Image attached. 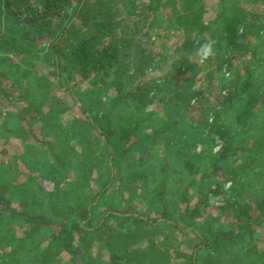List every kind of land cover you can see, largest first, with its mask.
Instances as JSON below:
<instances>
[{"label":"trees","instance_id":"trees-1","mask_svg":"<svg viewBox=\"0 0 264 264\" xmlns=\"http://www.w3.org/2000/svg\"><path fill=\"white\" fill-rule=\"evenodd\" d=\"M201 2L0 0V132L11 130L19 140L32 134L39 142L40 131L33 125L43 124L42 118L48 116L53 123L45 132L54 131L55 144L43 150L57 162L39 181L30 174L18 184L17 170L6 182L0 181V227L5 221L9 232L0 237V264H54L56 253H65L68 264H76V259L86 264L91 257L86 249L95 241L109 264H222L221 258L238 246L264 264V247L257 245L264 240L258 239L256 230L264 228V172L255 171L264 166V0H218L209 23ZM160 12L169 14L167 21L161 20ZM171 30H183L188 43L166 78H152L149 71L159 64L163 52V48L154 52L152 40L156 35L163 44ZM209 39L215 41L216 55L198 65L194 50ZM242 55L249 56L242 71L220 78L216 97L198 96V91L190 94L191 75L202 70L204 80L210 82L216 68L220 70L227 60L231 65ZM156 97H167L169 115H182L191 101L190 111L196 109L197 118H160L149 133L138 137L137 130L154 121L156 112H145ZM252 117L260 122L253 127L262 128L255 131L252 145L238 161V134L251 127ZM11 124L15 129H9ZM18 129L27 135L18 136ZM63 135L77 140L84 154L80 168L85 172L73 204L61 203L57 194L63 177L56 172L62 160L54 146L59 147L57 139ZM195 143L219 145L218 153L208 156V166L193 163L203 155L192 153ZM100 148L111 154V177L103 174ZM156 148L165 156L154 165ZM129 155L136 158L122 171L121 161ZM188 176V184L198 189L194 205L198 206L182 215L185 221L197 222L189 232L167 210ZM212 177L214 189L208 186ZM45 178L52 179V190L42 186ZM148 182L156 184L155 198L163 206L152 219L140 217L130 201L134 191L140 192ZM226 184V203L213 216L206 212L207 197L200 199V193L207 187L209 194H219ZM20 188L27 196L14 200L19 198L13 197L14 191ZM103 188L106 191L100 193ZM32 195L39 202L51 200V219L30 206ZM99 205L109 210L96 217L93 213ZM223 213L230 222L222 220ZM87 219L90 227L82 228ZM156 221L166 223L148 227ZM10 222L18 223L15 229H23L24 237L7 228ZM246 240L250 248L243 245Z\"/></svg>","mask_w":264,"mask_h":264},{"label":"rangeland","instance_id":"rangeland-1","mask_svg":"<svg viewBox=\"0 0 264 264\" xmlns=\"http://www.w3.org/2000/svg\"><path fill=\"white\" fill-rule=\"evenodd\" d=\"M204 8L206 9L205 12V23H209V21L215 16L216 9L218 7V0H201ZM162 15H160L161 20L167 21L168 19V13L167 12H160ZM204 31L205 35H208V31ZM170 38H164V40L161 41L154 36L155 39L152 40L153 42V50L154 52H160L163 48V52L158 59L159 64L155 68H153L151 71H149V76H153L152 78L163 80L166 78V75L169 72V66L172 65L175 60L180 56V54L184 51V47L187 45L188 41L185 40V33L183 30L181 31H170L169 32ZM221 49V48H220ZM224 50V49H223ZM225 51V50H224ZM226 52V51H225ZM249 59V56H240L238 59H232L230 61L231 65L228 63L227 60L220 68H216L215 77L209 82L207 80H204V71L197 72L196 74H193V76H190L189 79V92L190 94H193L198 91V96H201V94L209 95V97H216L218 95V92L220 90V86L218 85L220 78H228L233 72H241L242 66L244 65L245 61ZM193 61H197L195 58ZM198 65H201L198 61L196 62ZM168 67V68H167ZM201 68V67H200ZM168 69V70H167ZM188 75V74H187ZM225 92V91H223ZM170 94V93H168ZM197 96H194L191 101L196 100ZM167 97H164L163 99H160L159 97H156V99L153 101V103L148 107V109L145 112V115L149 112H156L154 115V121L143 124L139 130H137L138 137H143L145 134L149 133L151 131V125H153L158 119L162 118L163 120L174 118V116L183 118H197V111L196 109H193L190 111L191 107V101L189 104L185 105V111L182 113V115L178 114H171L169 115L171 111V107L165 108V103L168 102ZM255 116V115H254ZM65 119V116H64ZM63 118H61L62 121H64ZM264 122V120H261ZM51 119L48 116H44L42 118L41 125L34 124L35 130L40 131L39 132V142H35L32 138V134H25L23 130L18 129V136H25L22 138V140H19L17 135L13 133L11 130L9 131H2L0 132V181L6 182V179L11 177L15 170L18 171V184L24 183L22 182L24 179H27L28 176L31 174L34 177L38 178V181L42 178L41 176H45V174H49L52 171V168L55 165H57V162L55 161L54 157L49 155L46 151L43 149H47L49 143L55 144V136L54 131H48L45 132L47 129H49L51 122ZM251 127L247 126L246 128L239 131L238 138H237V152H236V158L238 161H241L243 159V155L246 154L247 149L252 145L253 138L255 135V131L262 128L261 126L253 127L254 125L260 124V122H255V119H251ZM195 123V122H194ZM60 129H63L61 125H63L61 122H58L57 124ZM253 127V128H252ZM9 129H15V125L11 124L9 125ZM27 133V132H26ZM25 134V135H24ZM134 137V136H133ZM59 142V147H55V150L57 153L60 154V159L62 160V163L59 166L58 172H56V175H59L60 177H63L61 179V185L60 189L58 191V195H60V202L67 204L68 202L70 204H73L72 200L75 197V195L78 192V183L81 180V175L85 171L82 170L81 163L84 160V154L81 153L82 145L77 142L75 139H70L67 137V135H63L60 138L57 139ZM26 144L33 145V148H30ZM47 147V148H46ZM219 145L218 144H210L202 145L200 143H195L193 147L191 148L192 153L194 155H199L200 153H203L201 157H197V160L193 163L196 165H203L208 166V156L214 155L218 153L219 151ZM102 149V153L104 155L105 161L101 165L103 171V174L105 177L109 176L111 177L112 172L114 171V167L112 164V161L110 159L111 154L106 150L105 148ZM155 155V159H151L152 162L155 165V161L159 158H163L165 155L162 151H159L158 148H156V151L153 153ZM136 156H128V159L125 161H121L122 164V171H125V169L128 168L129 164L127 163L130 160L135 159ZM260 162V161H259ZM65 165V168L61 169ZM256 164L252 165L251 167H248L246 172H251L252 169H254ZM261 166V165H260ZM110 168L109 170H107ZM125 168V169H124ZM207 170L210 169V166L206 168ZM261 169L264 172V166L262 168H256V172H261ZM171 177H176L175 174L172 173V171L168 168L167 169ZM202 170V169H201ZM206 170V171H207ZM17 176V175H16ZM200 176V174H199ZM161 178V177H160ZM159 178V179H160ZM149 177L146 181H149ZM191 179V176H188V178L185 180V185L178 189L175 194H173L172 200L167 204V210L168 212L172 213L173 216L178 217L177 224L180 225V227L184 230L189 232L192 229V223H197L196 221H185L182 219V215L184 211L189 210L188 214L193 212L197 204V192L198 189H194L193 186L189 183ZM214 178L212 177V180L208 181V186L211 189H214ZM212 181V182H211ZM259 181V177L257 176V180L255 184L253 185V188L255 187L256 183ZM16 183V182H15ZM46 188L53 189V181L50 178H45L44 185H42ZM83 184L80 186L82 188ZM109 186V185H108ZM106 187V189L108 188ZM155 183L148 182L145 186V188H142L140 192L138 190L134 191V196L130 199L132 207L140 213V217H149V218H155L160 212H161V204L157 201L158 199L155 198ZM22 189L20 188L18 192L16 190L14 191L13 197L18 199L14 200H20L22 199L23 193L21 194L20 191ZM154 190V191H153ZM106 190L103 188L100 193H104ZM229 191V184H226L223 186L222 191L219 194H209L207 187H203L202 192L200 193V199H204L207 197V203L205 210L206 212H209L215 216L216 211L218 207L224 206L226 203V193ZM27 192V191H26ZM30 193V192H28ZM93 193V191H92ZM147 196V200H144V196ZM46 197V196H42ZM142 197V198H141ZM140 199V201H137L136 199ZM30 202V206H35V208L38 210V212H44L46 213L47 217L51 219L50 213V203L51 200L45 199L43 202L37 195H32L31 198L28 200ZM13 203L17 206L18 202L13 201ZM41 203L43 206L40 208L38 204ZM95 205L96 203H92ZM163 207V206H162ZM108 206H98L97 212L93 213L96 215V217H101L105 212H107L109 209ZM151 212V213H149ZM92 213V212H91ZM187 214V215H188ZM215 214V215H214ZM90 219V216L89 218ZM87 219V221H88ZM95 220V219H94ZM181 220V221H180ZM222 220L225 221V223L230 222L229 215L227 213H223ZM81 222V227L84 228L85 226L90 227L91 222L90 220ZM7 222V221H6ZM163 223H166V221H156L155 223H149L148 227H152L157 224L163 225ZM5 221H3L1 227H0V237H6L9 233L5 227ZM18 223H8L7 228L15 231L16 235L18 237H24V231L23 229H15L18 228ZM257 236L258 239L261 241L264 240V228H257ZM248 240V239H247ZM247 240L243 243L246 247H251V244L247 243ZM45 245V244H44ZM257 245H261L264 247V243L257 242ZM203 247V246H201ZM187 249V248H185ZM87 254H91V257L88 261H86V264H109L107 261V257L105 254V251L102 250V248L99 246V243L95 241L92 245L87 247L86 252ZM201 256H206L205 250H200L198 252ZM65 254V253H64ZM60 255L56 253V257L58 258V262H54V264H68L65 260H67L66 255ZM85 255V254H84ZM80 256V255H79ZM257 257L256 254H249L247 253V249L244 247L239 248L237 247V250L235 247H232L230 251L221 258L222 264H258L259 261L255 260ZM244 258L248 259V261H245ZM228 259V261H227ZM76 264H81L80 259H76Z\"/></svg>","mask_w":264,"mask_h":264},{"label":"clouds","instance_id":"clouds-1","mask_svg":"<svg viewBox=\"0 0 264 264\" xmlns=\"http://www.w3.org/2000/svg\"><path fill=\"white\" fill-rule=\"evenodd\" d=\"M214 40H207L201 44L194 50L193 56L200 63L204 64L210 58H214L216 52L214 50Z\"/></svg>","mask_w":264,"mask_h":264}]
</instances>
